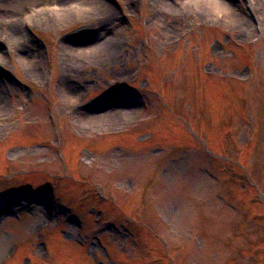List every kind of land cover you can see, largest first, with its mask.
Listing matches in <instances>:
<instances>
[{
  "label": "rangeland",
  "instance_id": "rangeland-1",
  "mask_svg": "<svg viewBox=\"0 0 264 264\" xmlns=\"http://www.w3.org/2000/svg\"><path fill=\"white\" fill-rule=\"evenodd\" d=\"M0 264H264V0H0Z\"/></svg>",
  "mask_w": 264,
  "mask_h": 264
},
{
  "label": "bare ground",
  "instance_id": "bare-ground-1",
  "mask_svg": "<svg viewBox=\"0 0 264 264\" xmlns=\"http://www.w3.org/2000/svg\"><path fill=\"white\" fill-rule=\"evenodd\" d=\"M18 31H19V29L16 30V29L12 28L11 29V35H13L14 37H17ZM89 39H91V41H93L92 37H90ZM98 48H99L98 50H99L100 53L107 54V53H110L112 51L113 46H111L110 44L109 45L107 44V45H105L103 47L99 46Z\"/></svg>",
  "mask_w": 264,
  "mask_h": 264
}]
</instances>
